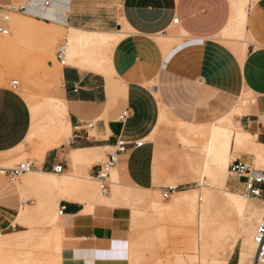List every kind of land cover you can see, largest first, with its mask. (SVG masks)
<instances>
[{"label": "crops", "instance_id": "obj_1", "mask_svg": "<svg viewBox=\"0 0 264 264\" xmlns=\"http://www.w3.org/2000/svg\"><path fill=\"white\" fill-rule=\"evenodd\" d=\"M6 14H13L15 21L27 17L68 28L69 36L80 37V42L86 39L83 33L91 32L117 40L108 64L92 65L75 58L74 65L59 71L57 97L65 108L69 139L40 153L32 178L21 183L71 196L70 201L60 202L66 206V228L71 229L64 243L63 264H125L129 211L114 208L110 217L97 213L81 217L87 206L75 196L78 182L61 180L79 181L80 177L57 175L56 166H63V174H72L73 164L93 162L80 171L94 178L123 141L128 150L119 156L114 170L116 185L161 192L178 182L185 189L201 161L181 150L177 129L166 121L162 124V114L165 120L180 121L186 132L211 137L207 148L217 167L230 163L236 153L252 155L264 148V0H0L3 26L8 25ZM67 36L60 45H68ZM97 67H106L107 72L91 69ZM239 106L236 123L233 119L234 135L229 136L217 123L210 129L204 127ZM125 112L128 118L121 121ZM31 124L30 107L17 88L0 86V155L5 162L18 155ZM239 133L242 141L259 136L256 141L260 143H238ZM138 141H144L142 148H135ZM239 159L252 164L249 158ZM40 174L58 176L60 185ZM14 182L0 177V234L15 228L22 205ZM215 183L223 189L226 180L222 185ZM227 185L242 189L234 178ZM259 216L256 209L250 212L245 234L254 236Z\"/></svg>", "mask_w": 264, "mask_h": 264}, {"label": "rangeland", "instance_id": "obj_2", "mask_svg": "<svg viewBox=\"0 0 264 264\" xmlns=\"http://www.w3.org/2000/svg\"><path fill=\"white\" fill-rule=\"evenodd\" d=\"M6 16L9 17V21L5 27L10 31V35H0V86L12 87L13 81H19L17 91L28 103L32 115L29 135L21 149L17 151L18 155L12 158L10 163H5V159L0 155V168L10 169L27 161L37 163L42 150L57 147L54 146L55 143H58L57 145L67 143L69 139L70 132L69 134L65 133V108L62 99L57 97L61 86L59 71L62 66L56 60V52L60 43L65 41L66 34H68L66 58L68 65H74L75 58L86 59L92 65L94 63L108 64L109 55L117 40L100 32L83 33L82 35L86 39L75 47L69 41V34L72 31L68 28L55 24L37 23L27 17H20L15 21L13 14H6ZM20 20L24 21V23L21 22L23 28ZM38 32L45 34L40 35L37 34ZM228 38H234V36H228ZM50 100H53V104L49 103ZM229 115L231 113L227 116ZM236 116L238 115H233L235 123ZM233 119L225 121H221V119L204 127L210 129L217 123L231 136L235 133ZM165 121L177 129L181 150L191 154L192 157H199L198 160L201 161L197 165L194 176L190 179L191 184L185 189L179 187L177 193L169 199H163L162 193L158 191L126 189L116 185L114 183L115 171L111 175L109 190L104 194L100 191L94 178L80 171L82 168H89L93 162L73 164L74 172L72 174L60 175L77 176L80 177L79 181L69 177H63L61 180L65 183L76 184L78 182L76 198L81 199L86 203V206L96 205L97 213L104 217H110L114 208L129 211L128 220L125 222L126 225H129V243L130 245H134L133 243L138 246L140 243V246L143 245L138 247L142 252L137 251V245L134 246L136 253H140L137 257L140 255L145 257L143 259L141 257L139 264L142 262L144 264L149 262H151L149 264H174V255L182 252L187 237L204 230L212 232L218 237H224L232 220H235V223L232 221V224L238 234L230 238L227 264H238L240 251L246 243L243 231L244 221L235 213L227 211L224 204L235 200H246L260 214L255 223L257 226L264 216V199L249 198L242 191L232 190L227 185L228 180L232 178L230 174L226 177L224 192L214 190L216 179L211 173L205 171L206 168L213 171L216 169L215 163L211 162L212 153L207 148L208 136L186 132V128L181 126L180 121L165 120L162 114L161 123L163 124ZM240 143L260 142L248 139ZM262 144L264 145V143ZM242 157L249 158L256 169L264 171V148L258 149L252 155L236 153L230 163L225 166L229 170L230 164ZM102 159L104 156L97 161ZM0 177L5 176L0 174ZM25 178L28 182L32 178V174L28 173L14 182L21 191L22 199L21 208L16 216L18 219L14 221L15 228L0 234V241L13 240L19 241L20 244L8 246L4 251L0 250V264H63L64 243L68 235L66 230H62L66 229V222L59 215V210L60 202L69 200L71 196L57 191L32 188L26 182L25 187L21 185ZM8 182L10 181L8 180ZM169 185L178 186V182H172ZM183 196L195 199L198 206L206 209L201 211L194 222H190L187 218L182 219L168 210ZM216 197H219L223 204L215 206L213 203ZM29 199L36 203L30 205L31 203L27 202L26 204L25 201ZM22 207L25 209L24 216L20 214ZM27 210H29V216L26 215ZM57 228L61 229L60 234L53 232ZM9 232L12 234H7ZM246 247L248 248L247 245ZM255 255L256 250L250 251L251 264L255 260ZM186 257L187 255L184 259ZM151 258L153 259L151 260ZM210 263L211 261L207 260L200 264Z\"/></svg>", "mask_w": 264, "mask_h": 264}, {"label": "bare ground", "instance_id": "obj_3", "mask_svg": "<svg viewBox=\"0 0 264 264\" xmlns=\"http://www.w3.org/2000/svg\"><path fill=\"white\" fill-rule=\"evenodd\" d=\"M69 41L71 42L72 45H74L76 47V46H78V44L80 42V37L70 36ZM237 50H238V48L235 50L236 54H237ZM91 69H97L101 72H105V71L107 72L106 67H97V68H91ZM49 103L53 104V100H50ZM239 107L236 108L231 113V115L223 118L221 121L233 119L234 114L239 115L241 112L240 111L241 107L240 108ZM65 133L68 134L69 129H66ZM242 136H243V134H241V133L238 134V136H237L238 143H240L242 141V139H243ZM258 138H259V136H254L252 139H253V141L256 142V140ZM210 140H211V137L208 141L210 142ZM208 150H210V148ZM44 151L45 150H42L41 154ZM5 163H7V162H5ZM227 163H229V162H227ZM205 171L208 173H211L215 177V179L218 181V183H221V185L226 180V177L229 174V170L226 166H223V167H217L216 166V169L214 171L210 170L209 168H206ZM30 173H32V171ZM40 176L47 179L50 183L55 184L56 186L60 185V181H59L58 176H56L54 174H40ZM213 189L216 191H219V192H224L223 189L216 188L215 186L213 187ZM175 193H177V192H175ZM183 193H187V192H183ZM183 193H181V194H183ZM174 194H172V195H174ZM221 203L223 204V202L220 201V198L216 197L213 204L215 206H218ZM224 206L227 208V211H231V212L235 213L239 218H242V220L244 221V223H243L244 230L243 231L245 232V230H246V224L245 223L248 221V215L250 214V212L254 211V208H252L246 200L230 201V202L225 203ZM84 210L82 211L83 215L81 217L93 216V215H95V213H97L96 205H88L86 207V209H84ZM168 210L170 212H172L173 214H176L177 216L181 217L182 219L187 218L190 222H194L196 220L197 216L201 213V211H205L206 209H205V207L198 206L196 204L195 199H191V198H188L186 196H183L182 198H180L175 203L174 206L170 207ZM20 214L22 216H24L23 215V214H25L24 207H22ZM232 221L230 222V224L227 228V231H226V235L224 237H221V236L218 237V236H216V234H214L212 232L205 231V230L199 231V232L192 234L189 237H187L186 242L183 246L184 249L182 250V252L177 253L176 256L174 255V257H175V261H174L175 263L174 264H200L201 262H204L207 260L211 261L210 264H227L228 244L230 242V238L232 236H234V235L236 236L238 234V232H236L234 225L232 224ZM234 221H233V223H235ZM66 229H62V230H64V231L66 230L65 231L66 233L70 232V230H71L68 227ZM60 230L61 229L57 228V229H54L53 232H57L60 234ZM255 231H256V229H255ZM18 233L22 234L24 232H18ZM254 235H255V233H254ZM244 239H245L246 243L242 247L241 261L239 264H251L250 251L251 252H252V250L254 251L255 248H256V255H255V260H254L253 264H256L257 263V246H255V244L253 242L254 237L245 234ZM19 244H20L19 241L1 240L0 241V250L4 251V250H6V248L8 246H18ZM100 244H102V243H100ZM133 244L134 245H132V244L130 245V243H129V258L125 262V264H139L141 261V257H142V259L144 257L142 255H140V257H137V256H139L140 253H138V252L141 249V248L139 249L138 247H142L143 245L140 246L141 243L139 244V246L136 244L137 245L136 249L138 251L137 252L138 254H137L136 250L134 248V246H136V245H135V243H133ZM246 245L248 246V248L246 247ZM140 252H142V251L140 250ZM185 254L188 257V258L186 257L185 259L186 260L190 259L189 261L188 260L186 261L184 259V257L186 256ZM181 255H183V256H181ZM189 257H191V258H189ZM153 258H151V260ZM149 263H151V262H149ZM154 264H157V263H154Z\"/></svg>", "mask_w": 264, "mask_h": 264}, {"label": "built area", "instance_id": "obj_4", "mask_svg": "<svg viewBox=\"0 0 264 264\" xmlns=\"http://www.w3.org/2000/svg\"><path fill=\"white\" fill-rule=\"evenodd\" d=\"M49 5V4H47ZM5 21H9V17H4ZM178 23V19L174 21ZM0 35L9 36L10 31L3 25L0 24ZM67 44L59 45V48L56 52V60L62 66L66 67L67 64ZM12 87H19V81H13ZM128 112H125L120 120H125L128 118ZM264 114V110H263ZM89 128H93V124H88ZM144 141H138L134 143L135 148H142L144 146ZM128 150L127 143L120 141L114 147L113 151L109 153L107 159L100 166V170L95 175L94 180L98 184L100 191L102 193H107L109 190L110 179L112 172L116 169L119 161V156L126 153ZM34 169L33 162L21 163L18 166L10 169L0 168V174L8 177L11 181H16L20 177L30 173ZM55 174H63L64 168L62 165L56 166L54 168ZM229 174L236 181L241 183V191L246 197L254 199H264V171L256 169L252 164H247L242 162L240 159L234 160L229 166ZM179 186H169L161 191L163 199L167 200L172 194L177 192ZM66 211V206H60L59 215L63 217ZM254 243L257 246V263L264 264V217L256 227L254 235Z\"/></svg>", "mask_w": 264, "mask_h": 264}]
</instances>
